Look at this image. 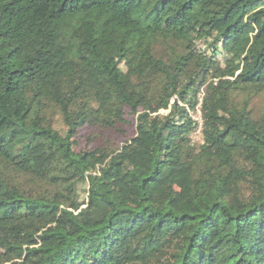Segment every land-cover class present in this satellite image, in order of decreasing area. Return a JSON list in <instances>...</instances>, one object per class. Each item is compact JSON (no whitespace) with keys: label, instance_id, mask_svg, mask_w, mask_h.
Listing matches in <instances>:
<instances>
[{"label":"trees","instance_id":"obj_1","mask_svg":"<svg viewBox=\"0 0 264 264\" xmlns=\"http://www.w3.org/2000/svg\"><path fill=\"white\" fill-rule=\"evenodd\" d=\"M263 91L264 0H0V264H264Z\"/></svg>","mask_w":264,"mask_h":264},{"label":"rangeland","instance_id":"obj_2","mask_svg":"<svg viewBox=\"0 0 264 264\" xmlns=\"http://www.w3.org/2000/svg\"><path fill=\"white\" fill-rule=\"evenodd\" d=\"M249 103L252 112L256 117L264 115V91L257 95H253L250 98ZM191 117L195 122H197L196 128L190 133L191 143H193L194 145H199V143H201V119L200 109L198 105L196 107V110L191 112ZM56 126L62 128L59 119H57L56 121ZM113 132L98 133L96 130L83 128L78 134L80 141L77 149H85L88 147L89 149L94 150L99 149L98 152L100 153H106L111 150L112 147L124 143L129 136H132L134 134V127L132 125H130V127L126 126L125 136H120L118 132ZM89 135H92L93 139L87 143L85 139ZM82 188L83 185H81L80 194L82 193Z\"/></svg>","mask_w":264,"mask_h":264}]
</instances>
